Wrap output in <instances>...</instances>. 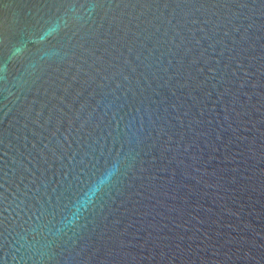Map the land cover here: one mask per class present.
Wrapping results in <instances>:
<instances>
[{
  "label": "water",
  "instance_id": "obj_1",
  "mask_svg": "<svg viewBox=\"0 0 264 264\" xmlns=\"http://www.w3.org/2000/svg\"><path fill=\"white\" fill-rule=\"evenodd\" d=\"M0 264H264V0H0Z\"/></svg>",
  "mask_w": 264,
  "mask_h": 264
}]
</instances>
